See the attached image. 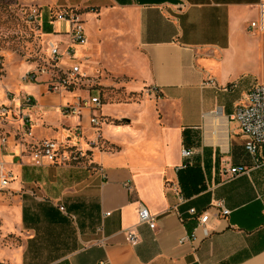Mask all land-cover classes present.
<instances>
[{
    "label": "crops",
    "instance_id": "1",
    "mask_svg": "<svg viewBox=\"0 0 264 264\" xmlns=\"http://www.w3.org/2000/svg\"><path fill=\"white\" fill-rule=\"evenodd\" d=\"M36 3L80 11L87 42L76 47L75 62L88 78L62 93L49 91L48 79L22 81L25 74L16 85L1 86L36 99L30 112L36 142L79 143L90 165L32 166L31 140L20 119L10 123L21 136L11 153L0 150V167L14 173L8 191L19 204L17 226L3 231L21 235V245L6 248L3 257L14 264H264V166L247 152V138L232 119L248 91L264 84L256 77L264 0ZM252 22L258 27L250 33ZM52 25L48 36L66 48L67 26ZM101 72L127 83L90 80ZM80 95L103 102L100 147L86 141L94 136L90 110L82 118L61 112ZM77 125L84 139L72 133ZM184 149L190 157L182 156ZM239 165L249 171L226 172ZM219 202L229 215L215 207ZM141 204L156 216V229L140 222ZM191 209L207 212L208 223L200 224ZM128 230L137 234L136 244L127 240Z\"/></svg>",
    "mask_w": 264,
    "mask_h": 264
},
{
    "label": "built area",
    "instance_id": "2",
    "mask_svg": "<svg viewBox=\"0 0 264 264\" xmlns=\"http://www.w3.org/2000/svg\"><path fill=\"white\" fill-rule=\"evenodd\" d=\"M36 16L40 12L36 10ZM64 23L67 26V34L69 36V45L66 48L62 47L61 42L49 40L47 43L48 63L50 69L36 70V72H28L23 76L25 82H38L41 75L48 76L47 84L51 92H68L88 78L82 71L80 64L76 61V47L83 46L87 42L85 20L79 10L69 8L58 14L56 21ZM258 27V22H252L248 27L251 33ZM64 61L73 62L68 68L62 67ZM2 61L0 60V67ZM2 78L0 70V80ZM8 104H3L0 107V112L3 115L8 114L10 109L17 107L19 112L20 125L23 136L29 139L28 149L31 165L34 167H44L46 165L70 166L83 157L88 152H84L81 147L71 145L67 142H59L54 139L35 140L33 118L30 112L36 107V99L28 94H15L11 91L6 92ZM103 102L98 96L83 97L77 96L71 102L61 106V112L65 116L82 118L85 110L91 111L90 125L94 130V136L87 141L91 148L100 147L103 142L102 125L105 122L101 114ZM232 119L236 122L243 135L247 138L246 150L250 153L256 164L264 166V84H256L252 87L242 101L238 102ZM4 124V122H3ZM73 134L78 139H84V133L81 125L73 128ZM16 135L5 132L0 135V150L3 153H11L12 146L16 144ZM191 150L184 149L182 156L190 157ZM182 166L181 168H184ZM249 171L245 165L234 166L226 169L232 177L239 176ZM14 173L0 167V191L6 190L10 182L14 179ZM132 189L131 186H129ZM179 191V190H177ZM224 216L230 214V210L225 208L223 202H219L216 206ZM190 215L195 217L200 224H207L209 214L207 212H198L195 209L189 211ZM139 219L141 223H146L151 229H156V216L151 214L147 207L141 204L139 209ZM207 233V231H206ZM194 234L192 238H194ZM127 240L136 244L138 236L135 232L127 231ZM183 241V240H182Z\"/></svg>",
    "mask_w": 264,
    "mask_h": 264
},
{
    "label": "rangeland",
    "instance_id": "3",
    "mask_svg": "<svg viewBox=\"0 0 264 264\" xmlns=\"http://www.w3.org/2000/svg\"><path fill=\"white\" fill-rule=\"evenodd\" d=\"M66 9L67 8L51 9L47 14L48 19L53 22L56 21L58 14ZM36 10L40 12V15L45 11L44 8L36 3V0H0V60L2 61L0 67L2 75L0 80V107L3 104H8L6 92L9 91L8 89L2 91L1 85L14 86L17 84V80L20 76L28 72H36V70L41 71L42 69L51 68V65L48 63L47 43L49 39L56 40L50 38L44 31L42 16H36ZM108 49L109 46L106 45L104 51H108ZM257 63L259 64V69L256 74L257 80L259 82H264V50H262ZM23 67L26 68L24 71H22ZM103 78L110 84L117 83L121 85L127 83V80L118 78L109 72H101L97 77L91 76L90 80L100 84ZM45 79H48V76L41 75V77L38 78V82ZM21 80L23 81L22 78ZM17 93L15 92V94ZM119 96L125 100L128 99L126 93L124 95L120 92ZM17 112L18 111H14L13 109H10L6 115L0 112V135L7 132L9 126H12L10 124L11 122L17 125L19 124ZM104 119L107 121L105 116ZM4 121H6L5 126L3 124ZM33 125H35L34 121ZM12 128L14 129L12 130V134H19L18 137H20V129L15 130L17 127L13 126ZM89 138L87 137L86 141H89ZM77 146L81 147L79 143ZM26 163H29V159L26 160ZM73 165L89 166L88 153L85 157L74 161L70 166ZM29 176L31 179V173ZM27 189L33 190L31 186ZM18 204L17 198H12L8 189L0 191V264H14L10 259L4 258L3 255L9 254L6 248H10L13 245L17 247L21 245V235L17 236L3 231V229H11L17 226L15 211ZM13 255L17 257L19 251H13Z\"/></svg>",
    "mask_w": 264,
    "mask_h": 264
},
{
    "label": "trees",
    "instance_id": "4",
    "mask_svg": "<svg viewBox=\"0 0 264 264\" xmlns=\"http://www.w3.org/2000/svg\"><path fill=\"white\" fill-rule=\"evenodd\" d=\"M48 10H45L42 16L43 19V29L47 34L53 33V25L51 24L50 20L48 19ZM186 167V165H185Z\"/></svg>",
    "mask_w": 264,
    "mask_h": 264
},
{
    "label": "bare ground",
    "instance_id": "5",
    "mask_svg": "<svg viewBox=\"0 0 264 264\" xmlns=\"http://www.w3.org/2000/svg\"><path fill=\"white\" fill-rule=\"evenodd\" d=\"M2 90H4V89H2Z\"/></svg>",
    "mask_w": 264,
    "mask_h": 264
}]
</instances>
